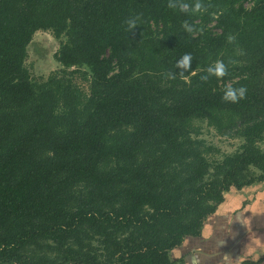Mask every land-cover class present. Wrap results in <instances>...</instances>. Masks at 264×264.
<instances>
[{
  "label": "trees",
  "instance_id": "obj_1",
  "mask_svg": "<svg viewBox=\"0 0 264 264\" xmlns=\"http://www.w3.org/2000/svg\"><path fill=\"white\" fill-rule=\"evenodd\" d=\"M38 29L86 96L30 78ZM193 120L239 145L212 162ZM263 140L264 0H0V264H185L224 193L264 181Z\"/></svg>",
  "mask_w": 264,
  "mask_h": 264
},
{
  "label": "crops",
  "instance_id": "obj_2",
  "mask_svg": "<svg viewBox=\"0 0 264 264\" xmlns=\"http://www.w3.org/2000/svg\"><path fill=\"white\" fill-rule=\"evenodd\" d=\"M204 227H210L207 233ZM170 255L184 256L185 264H240L263 257L264 181L224 193V200L203 222L200 237L186 238ZM257 264H264V260Z\"/></svg>",
  "mask_w": 264,
  "mask_h": 264
},
{
  "label": "rangeland",
  "instance_id": "obj_3",
  "mask_svg": "<svg viewBox=\"0 0 264 264\" xmlns=\"http://www.w3.org/2000/svg\"><path fill=\"white\" fill-rule=\"evenodd\" d=\"M212 25L213 24H210L209 27L214 30ZM64 40L65 35H61L59 38H56L50 29L36 30L32 34V37L26 46V57L23 60V66L27 69L30 78L37 82L45 80L51 73L62 74V72H64L65 77L72 81L73 85L77 89V92L81 95V97H84L88 92L89 84V74L87 73L86 68L83 66H73L68 68L63 67L56 60L55 52L57 51L60 42ZM192 125V135L194 137L203 139L205 144L211 145L217 149V151L208 154L210 157L209 159L212 162L214 159H219L222 155L234 151L240 143V140L236 137L218 133L212 126L207 124L205 120H193ZM259 144L261 147H264V140ZM235 189L237 188L231 187L229 190L235 191ZM238 195L239 194H236L235 196ZM227 198L228 197H226V199ZM231 198L232 197L230 196V201H232ZM208 219H210L209 221L211 224V222H213L212 217H209ZM205 224L207 223H204V226ZM209 228L210 227H204L203 232L205 231V233H207Z\"/></svg>",
  "mask_w": 264,
  "mask_h": 264
},
{
  "label": "clouds",
  "instance_id": "obj_4",
  "mask_svg": "<svg viewBox=\"0 0 264 264\" xmlns=\"http://www.w3.org/2000/svg\"><path fill=\"white\" fill-rule=\"evenodd\" d=\"M182 7L186 8L187 5H183ZM199 7L200 5L197 3L195 5V9H199ZM133 23H135V21H129V27H132ZM190 59V54H184L178 61H176V63L179 67L187 69L189 66ZM208 71L215 74L216 76H223L225 74V65L222 62H217L215 66L209 68ZM202 79H207V77H202ZM244 92L245 89L242 87L238 90V92L234 91L231 87H229L225 92L224 98L235 102L238 96L239 98H242L244 96Z\"/></svg>",
  "mask_w": 264,
  "mask_h": 264
}]
</instances>
